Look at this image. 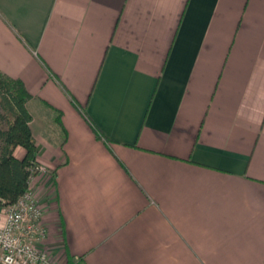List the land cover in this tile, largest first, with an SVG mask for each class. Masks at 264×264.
I'll return each mask as SVG.
<instances>
[{
	"label": "crops",
	"instance_id": "obj_1",
	"mask_svg": "<svg viewBox=\"0 0 264 264\" xmlns=\"http://www.w3.org/2000/svg\"><path fill=\"white\" fill-rule=\"evenodd\" d=\"M0 71L57 264H264V0H0Z\"/></svg>",
	"mask_w": 264,
	"mask_h": 264
},
{
	"label": "trees",
	"instance_id": "obj_2",
	"mask_svg": "<svg viewBox=\"0 0 264 264\" xmlns=\"http://www.w3.org/2000/svg\"><path fill=\"white\" fill-rule=\"evenodd\" d=\"M32 97L21 79L0 71V206L16 203L28 191L39 164L37 141L30 128L32 115L27 107ZM18 146L26 150L22 159L14 154ZM69 264L84 263L78 258Z\"/></svg>",
	"mask_w": 264,
	"mask_h": 264
},
{
	"label": "built area",
	"instance_id": "obj_3",
	"mask_svg": "<svg viewBox=\"0 0 264 264\" xmlns=\"http://www.w3.org/2000/svg\"><path fill=\"white\" fill-rule=\"evenodd\" d=\"M43 171H46L45 166L37 164L30 183ZM47 235L44 211L30 190V185L16 203L0 206L1 264H57L39 246Z\"/></svg>",
	"mask_w": 264,
	"mask_h": 264
}]
</instances>
